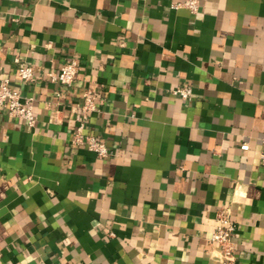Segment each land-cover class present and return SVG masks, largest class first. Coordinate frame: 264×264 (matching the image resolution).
Returning <instances> with one entry per match:
<instances>
[{
	"label": "crops",
	"instance_id": "obj_1",
	"mask_svg": "<svg viewBox=\"0 0 264 264\" xmlns=\"http://www.w3.org/2000/svg\"><path fill=\"white\" fill-rule=\"evenodd\" d=\"M181 1L0 0V82L37 118L0 108V264H218L224 207L238 264H264V0ZM87 87L110 157L72 143Z\"/></svg>",
	"mask_w": 264,
	"mask_h": 264
},
{
	"label": "built area",
	"instance_id": "obj_2",
	"mask_svg": "<svg viewBox=\"0 0 264 264\" xmlns=\"http://www.w3.org/2000/svg\"><path fill=\"white\" fill-rule=\"evenodd\" d=\"M172 7H185L192 13H197L199 0H183L173 4ZM16 62L19 81L22 83L33 81L34 65L20 59H17ZM79 71V60L72 58L62 64L58 71H49L47 75L54 82L70 86L76 80ZM173 93L182 99H189L193 94V89L188 85H178L173 89ZM97 98L98 95L94 88L87 87L83 91L82 102L74 108L78 113V125L74 131L72 143L75 146L86 147L100 158H106L113 154L110 147L98 136L85 134L84 132L89 115L97 110ZM0 108H5L10 117L26 121L29 126H34L36 123L37 118L34 113L33 101L30 98H24L21 92L11 85L9 78H5L0 82ZM241 148L248 150L249 144L245 142L241 145ZM260 158L264 162V148L260 153ZM235 229L236 225L231 219L230 208H222L217 214V225L211 235V241L219 246L218 264H238L233 240Z\"/></svg>",
	"mask_w": 264,
	"mask_h": 264
}]
</instances>
